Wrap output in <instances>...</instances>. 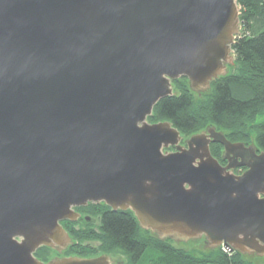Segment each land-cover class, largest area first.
<instances>
[{"label": "water", "instance_id": "1", "mask_svg": "<svg viewBox=\"0 0 264 264\" xmlns=\"http://www.w3.org/2000/svg\"><path fill=\"white\" fill-rule=\"evenodd\" d=\"M240 35L237 0H0V264H113L35 256L73 246L62 223L89 204L263 258L264 152L149 122L175 81L202 95L226 76Z\"/></svg>", "mask_w": 264, "mask_h": 264}, {"label": "trees", "instance_id": "2", "mask_svg": "<svg viewBox=\"0 0 264 264\" xmlns=\"http://www.w3.org/2000/svg\"><path fill=\"white\" fill-rule=\"evenodd\" d=\"M237 3L241 35L233 46L235 65L202 95L190 90L187 79L175 81L174 96L156 105L149 122H170L184 139L215 127L228 141L255 145L264 152V0ZM220 148L211 147L214 158ZM78 211L100 221L97 229L83 220L80 227L62 223L73 241L67 253L74 257L121 254L124 259L118 264H252L247 256L224 248L187 250L171 240L161 241L143 230L130 211L113 212L103 204ZM52 253L41 248L36 256L47 260Z\"/></svg>", "mask_w": 264, "mask_h": 264}, {"label": "flooded vegetation", "instance_id": "3", "mask_svg": "<svg viewBox=\"0 0 264 264\" xmlns=\"http://www.w3.org/2000/svg\"><path fill=\"white\" fill-rule=\"evenodd\" d=\"M190 138V137H189ZM187 139H184V141L182 142V145L183 146H186V144H185V141H186ZM231 143H233V144H236V142H231ZM217 144H211L210 145V148L212 147V146H216ZM219 146L221 147L220 148V151H218L217 153H216V155L218 156H216L215 157V159H217L218 161H219V163H220V165L222 166V167H224V168H226L228 165H229V161L228 160H225L224 158H223V155H224V147L223 146H221L220 144H219ZM246 146H250V145H246ZM170 151H175V149H171ZM260 152V151H259ZM259 152H258V154H259ZM220 154V155H219ZM231 159L233 158V156H231L230 157ZM238 162H240V160L238 161ZM231 164L232 165H235V164H237V162H235V163H232L231 162ZM247 170V168H244V167H236L235 169H231L230 171H232L236 176H240V175H242L245 171ZM84 208H86V207H84ZM78 209H80V208H78ZM78 209H76L75 211L78 213V214H80L81 215V218L79 219V221L77 222V224L79 225V227L80 226H83V224H82V222H81V220H83L86 224H88V225H90L91 226V228H94V229H97L98 227H99V221H100V218L99 217H96V218H93V217H91L90 215H87V214H83V212H81V211H78ZM86 218H89L90 219V221H86ZM63 226V225H62ZM64 228V227H63ZM77 229H78V226L76 227ZM53 255L52 256H50L49 258H47V260H42L41 258H39V257H37L36 255V258L38 259V260H40L41 262H43V263H48V262H50V261H52V260H54V259H58V258H67V257H74V256H72V255H69L68 253H67V251H65L63 254H59L58 252H56V251H53ZM37 254V253H36ZM104 255H106V254H101V253H98V254H96L95 256H92V257H82V258H97V257H101V256H104ZM106 256H109V255H106ZM111 259H112V261H113V264H117L115 261H114V259H113V256H109Z\"/></svg>", "mask_w": 264, "mask_h": 264}, {"label": "rangeland", "instance_id": "4", "mask_svg": "<svg viewBox=\"0 0 264 264\" xmlns=\"http://www.w3.org/2000/svg\"><path fill=\"white\" fill-rule=\"evenodd\" d=\"M205 131V130H204ZM188 139V138H187ZM205 239H201V240H197V241H192V242H189L187 244H177L175 243L176 245H178L179 247L181 248H184V249H187V250H207L208 247L207 244L205 243ZM210 250V249H208ZM54 253H52L50 256H52ZM109 256H113V259L114 261L118 264L120 263L121 261H123L124 257L121 255V254H114V255H109ZM247 259L250 260V262L252 264H264V257H257V256H247Z\"/></svg>", "mask_w": 264, "mask_h": 264}]
</instances>
